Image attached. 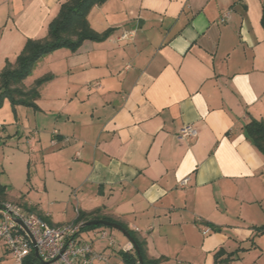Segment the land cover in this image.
<instances>
[{
	"label": "crops",
	"instance_id": "crops-1",
	"mask_svg": "<svg viewBox=\"0 0 264 264\" xmlns=\"http://www.w3.org/2000/svg\"><path fill=\"white\" fill-rule=\"evenodd\" d=\"M67 1L0 0V73ZM263 16L264 0L94 5L87 22L107 37L42 57L23 81L49 77L34 108L0 107V149L25 175L17 189L0 165V216L6 203L55 226L99 212L161 264H264V156L245 135L264 123ZM99 229L83 232L123 264L132 242L112 229L108 248Z\"/></svg>",
	"mask_w": 264,
	"mask_h": 264
},
{
	"label": "trees",
	"instance_id": "trees-1",
	"mask_svg": "<svg viewBox=\"0 0 264 264\" xmlns=\"http://www.w3.org/2000/svg\"><path fill=\"white\" fill-rule=\"evenodd\" d=\"M105 1L69 0L60 6L58 15L48 26L46 38L27 40L14 64L7 63L0 73V107L4 100H7L12 107L21 105L34 108L36 106L35 101L39 97L38 89L44 82L49 80V77L36 80L33 87L29 89L24 87L23 81L31 74L35 64L42 57L60 48L75 51L85 40H102L107 37L108 32L97 34L90 28L87 22L89 10L94 5ZM245 135L250 143L264 156V123L256 120L249 122L245 126ZM5 195V187L0 185V207ZM91 220H106L117 223L107 217L101 216L99 212H96L89 218L79 214L74 223L83 225ZM117 224L122 226L120 223ZM99 227L104 226L82 227L81 230L85 231ZM128 233L132 239L134 251H119L118 255L124 264H161L166 261L165 258L148 259L145 256L144 242L130 231ZM22 264L45 263L40 261L34 254H31Z\"/></svg>",
	"mask_w": 264,
	"mask_h": 264
},
{
	"label": "built area",
	"instance_id": "built-area-1",
	"mask_svg": "<svg viewBox=\"0 0 264 264\" xmlns=\"http://www.w3.org/2000/svg\"><path fill=\"white\" fill-rule=\"evenodd\" d=\"M123 33L118 40L131 37ZM197 130L192 125H185L179 132V138H195ZM187 179L181 181L185 186ZM82 224L69 223L51 225L41 217L25 212L16 204L6 203L1 208L0 243L7 248L12 260L22 264L31 254L48 264H110L104 252L97 251L93 244L82 238ZM210 229L203 228L208 234ZM95 236L105 241L108 248L115 246V240L105 228L95 232ZM129 249H124L129 251Z\"/></svg>",
	"mask_w": 264,
	"mask_h": 264
},
{
	"label": "rangeland",
	"instance_id": "rangeland-1",
	"mask_svg": "<svg viewBox=\"0 0 264 264\" xmlns=\"http://www.w3.org/2000/svg\"><path fill=\"white\" fill-rule=\"evenodd\" d=\"M9 156L12 159L11 160V163L8 162L7 155H3V150L0 149V165L4 163V165L6 167V170H8V171L10 170L11 171V175H12V178L11 179H12L13 183L15 184V186L17 187V189H19L22 185H24V184H22V182H23V180H25V175L24 176L21 175L22 174V170H21V168H19V162H20L19 159L17 157L16 158H13V156H11V153H9ZM26 178H27V175H26ZM19 181H21L20 183L22 185H20V183L18 184ZM52 212L55 215L60 216L59 214L62 213V212H64L63 211V207H61V206L59 208L58 207H55L52 210ZM67 212L68 213H71V209H69L68 207H67ZM0 219H1V216H0ZM99 228H105L107 230V232H111L112 231V229L107 228V227H99ZM115 233L118 235V232L117 231ZM81 236L85 240L91 242V240H90L91 236L88 235V232H82ZM0 264H16L12 260L10 253H6V250H5V248H4V246L2 244L0 246Z\"/></svg>",
	"mask_w": 264,
	"mask_h": 264
},
{
	"label": "water",
	"instance_id": "water-1",
	"mask_svg": "<svg viewBox=\"0 0 264 264\" xmlns=\"http://www.w3.org/2000/svg\"><path fill=\"white\" fill-rule=\"evenodd\" d=\"M98 225H102L104 227L117 230L120 233H122L130 242H132V239H131L128 231L116 223H112V222H109L106 220H91V221L84 223L82 225V227H90V226H98ZM35 256L37 257L36 253H35ZM45 264H48V263H45Z\"/></svg>",
	"mask_w": 264,
	"mask_h": 264
}]
</instances>
